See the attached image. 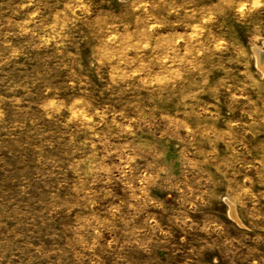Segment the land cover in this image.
<instances>
[{"label":"rangeland","instance_id":"374dc122","mask_svg":"<svg viewBox=\"0 0 264 264\" xmlns=\"http://www.w3.org/2000/svg\"><path fill=\"white\" fill-rule=\"evenodd\" d=\"M257 48L264 0H0V264H264Z\"/></svg>","mask_w":264,"mask_h":264},{"label":"bare ground","instance_id":"6f19581e","mask_svg":"<svg viewBox=\"0 0 264 264\" xmlns=\"http://www.w3.org/2000/svg\"><path fill=\"white\" fill-rule=\"evenodd\" d=\"M255 51H256L257 62L259 66L263 67L264 66V50L261 48H257L255 49ZM231 211H232L233 216H235V211H234L233 206H231Z\"/></svg>","mask_w":264,"mask_h":264}]
</instances>
